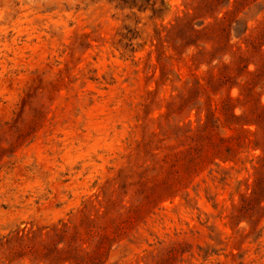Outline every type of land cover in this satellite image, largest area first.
<instances>
[{"label": "rangeland", "instance_id": "rangeland-1", "mask_svg": "<svg viewBox=\"0 0 264 264\" xmlns=\"http://www.w3.org/2000/svg\"><path fill=\"white\" fill-rule=\"evenodd\" d=\"M0 264H264V0H0Z\"/></svg>", "mask_w": 264, "mask_h": 264}, {"label": "trees", "instance_id": "trees-1", "mask_svg": "<svg viewBox=\"0 0 264 264\" xmlns=\"http://www.w3.org/2000/svg\"><path fill=\"white\" fill-rule=\"evenodd\" d=\"M217 3V0H213V4Z\"/></svg>", "mask_w": 264, "mask_h": 264}]
</instances>
